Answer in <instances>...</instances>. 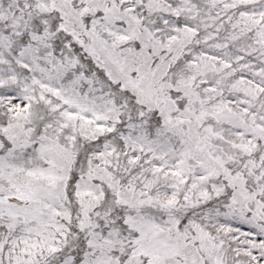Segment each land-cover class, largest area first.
I'll use <instances>...</instances> for the list:
<instances>
[{
  "label": "snow or ice",
  "instance_id": "6c2138e0",
  "mask_svg": "<svg viewBox=\"0 0 264 264\" xmlns=\"http://www.w3.org/2000/svg\"><path fill=\"white\" fill-rule=\"evenodd\" d=\"M0 264H264V0H0Z\"/></svg>",
  "mask_w": 264,
  "mask_h": 264
}]
</instances>
